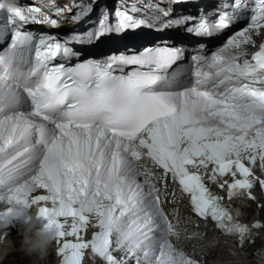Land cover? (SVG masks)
<instances>
[{
	"label": "snow or ice",
	"instance_id": "6c2138e0",
	"mask_svg": "<svg viewBox=\"0 0 264 264\" xmlns=\"http://www.w3.org/2000/svg\"><path fill=\"white\" fill-rule=\"evenodd\" d=\"M247 3H222L220 7L231 6L232 11H221L216 23L201 14L187 32L212 36L243 19L240 13L247 10ZM72 7L81 8L77 4L56 8V14L62 16ZM89 10L77 11L71 23ZM153 10L160 15H153L150 27L171 13V7L154 5ZM6 12L12 27L9 47L0 52V200L51 202V207H39V215L45 227L56 229L55 242L76 237L58 248L62 264H82L88 249L90 258L120 264L110 251L113 244L135 264H196L169 242L173 228L159 206L156 189H146L148 182L137 180L141 173L135 162L143 156L165 174L170 172L191 194L196 214L210 216L218 229L236 234L240 244L251 238L250 229L233 222L219 198L210 196L200 176L186 165L206 168L210 162L221 177L239 173L242 178L226 182L228 198L256 199L250 191L254 187L250 169L241 156L251 152L250 159L255 160L258 150L264 161V43L251 59L240 58L248 56L242 46L252 42L251 33L264 30V0H255L247 25L211 56L194 55L190 70L171 73L169 69L184 57L183 47H149L138 54H113L74 66L52 64L58 55L65 59L76 55L65 46L69 42L91 44L146 25L119 9L115 25H109L107 11L102 12L96 28L72 34L63 43L49 35L37 40L35 33L23 30L28 23L59 27L57 20H37L20 7H8ZM192 19H168L161 27L182 26ZM6 34V29L0 31V38ZM127 66L134 67L125 72ZM259 184L264 190V180ZM37 187L47 195L30 200ZM90 217L99 231L85 242L79 233ZM252 227L259 229L261 224Z\"/></svg>",
	"mask_w": 264,
	"mask_h": 264
},
{
	"label": "clouds",
	"instance_id": "9594fccd",
	"mask_svg": "<svg viewBox=\"0 0 264 264\" xmlns=\"http://www.w3.org/2000/svg\"><path fill=\"white\" fill-rule=\"evenodd\" d=\"M10 226L17 228L18 247L8 235ZM55 239L56 229L45 227L39 207L34 209L31 203L18 204L13 199L0 206V262L13 251L19 252L22 258H31L34 264L45 260ZM255 257L257 264H264V248L258 249Z\"/></svg>",
	"mask_w": 264,
	"mask_h": 264
},
{
	"label": "bare ground",
	"instance_id": "6f19581e",
	"mask_svg": "<svg viewBox=\"0 0 264 264\" xmlns=\"http://www.w3.org/2000/svg\"><path fill=\"white\" fill-rule=\"evenodd\" d=\"M66 0H63V2L61 3L60 1H57V8H61L63 9V5L66 4L65 2ZM131 2H135V3H140V1L137 0H129ZM154 0H141V3L146 5V10L147 9H151L153 8V6L155 4H153ZM81 4H83V2H80ZM75 4H79V1L75 2ZM157 6V5H155ZM193 7H200L198 5L194 6V5H190L189 8ZM159 8H163V9H167L165 6H158ZM150 16L153 17V15H160L159 12H150ZM76 14V12H66L63 13V15H57V14H53V15H49L50 19H55L58 21L59 23V27H56V29L63 35H67L68 32L70 31L71 34H82L83 32H85L84 30V20L81 18L78 22L75 23H71V18L72 16H74ZM173 12L171 11L170 16L168 17H164L161 15L160 21L162 23H165L168 19H173ZM95 17L96 20H99L101 17V12L100 11H94L90 14V16L88 18L91 17ZM87 26V25H86ZM173 30V27L170 28H165V32L168 33L170 31ZM175 36H177V33H174ZM140 37H133L130 38L129 40H135L138 39ZM79 50V47L76 48ZM77 50V51H78ZM200 168L204 169L205 171H208V168H205L204 166H199ZM241 212L243 213L244 217L242 218V220L248 224H252L253 222H259L261 224V227L259 228L262 232H263V236H264V206H253L250 208H247L246 210L243 211V209H241ZM8 235L9 237L12 239L14 246L18 247V241L20 239L17 229L15 228H10L8 230ZM219 245H217L216 247H218ZM264 248V242L262 243L261 247L258 249ZM254 252V256L252 251L250 249H244V250H240L238 248H234V246L232 245H223L220 246L219 248L216 249V252L220 253L219 256V260L220 261H230V260H235V259H240L242 260L240 263H236V264H256V257L255 254L257 252V250ZM215 252V253H216ZM234 254V257L232 258V254ZM231 257V258H230ZM252 257L254 258V260H252ZM215 258L212 259V261H214ZM54 262V255H53V250L52 248L49 250V253L46 257L45 260L42 261H38L35 262V264H51ZM0 264H34V261L31 258H27V257H21L19 252H11L9 253V255L2 261L0 262ZM223 264V263H222Z\"/></svg>",
	"mask_w": 264,
	"mask_h": 264
},
{
	"label": "rangeland",
	"instance_id": "374dc122",
	"mask_svg": "<svg viewBox=\"0 0 264 264\" xmlns=\"http://www.w3.org/2000/svg\"><path fill=\"white\" fill-rule=\"evenodd\" d=\"M58 1H60V0H58ZM137 1H141V0H137ZM63 2V0H61V3Z\"/></svg>",
	"mask_w": 264,
	"mask_h": 264
}]
</instances>
